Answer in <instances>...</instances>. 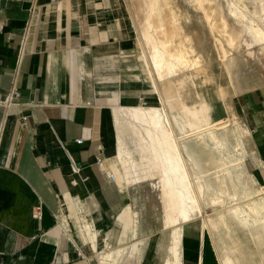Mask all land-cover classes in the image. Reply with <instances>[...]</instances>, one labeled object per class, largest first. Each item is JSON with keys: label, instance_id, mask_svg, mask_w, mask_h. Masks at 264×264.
Listing matches in <instances>:
<instances>
[{"label": "crops", "instance_id": "1", "mask_svg": "<svg viewBox=\"0 0 264 264\" xmlns=\"http://www.w3.org/2000/svg\"><path fill=\"white\" fill-rule=\"evenodd\" d=\"M126 13L138 33L124 0H0V95L13 86L21 91L19 105L0 107V264H101L107 253L116 254L107 260L115 264H224L234 247L243 253L241 264H264V233L228 213L230 230L221 225L213 231L205 215H198L182 224V237L174 242L156 179L128 183L114 170L113 165L120 168L111 162L118 153L115 107L141 104L137 86L127 82L140 83L138 74L147 71L138 44L141 69L127 72H135L136 79L117 78L111 84L106 76L135 44ZM220 66L231 94L208 90L199 77L197 102L184 104L212 101L215 117L230 119L237 131L242 113L250 130L247 137L237 132L244 159L234 168L242 171L234 184L248 192L264 189V86L255 91L250 83L239 84L229 59ZM189 144L195 150V143ZM201 149L195 151L206 174V150ZM143 186L158 196L159 221L150 218L153 204L146 205L147 217L141 220L131 190ZM37 205L41 218L33 216ZM214 213L217 225L219 210Z\"/></svg>", "mask_w": 264, "mask_h": 264}, {"label": "bare ground", "instance_id": "2", "mask_svg": "<svg viewBox=\"0 0 264 264\" xmlns=\"http://www.w3.org/2000/svg\"><path fill=\"white\" fill-rule=\"evenodd\" d=\"M134 1L138 44L142 48L140 56L146 65L143 67L147 70L148 86L160 96L158 84L169 81L173 91L170 88L167 95L168 108L166 98L162 96L164 101L161 105L141 103L115 107L119 129L118 153L111 162L120 164V168L113 165L114 170L128 183L157 180L154 182L162 192L166 226H174V242L182 237V224L198 215H205V224L213 231L221 225L230 230L228 213L245 227H254L264 233L263 187L255 186L248 192L246 188L235 185L232 177L231 167L237 168L244 159L236 126L230 119L215 117V106L211 100L210 103L202 100L204 102L194 106L184 104L188 99L197 102L200 94L195 90L192 92L191 87H195L199 77L206 84H211L212 77L203 65L190 33L181 23V14L170 0ZM195 1L205 11L223 60L231 57L227 47L244 45L249 56H255L257 45L264 49V26L260 23L264 24V0H255L260 5L259 11L251 10L246 0H228V14L240 24L236 29L229 26L228 16L218 10L221 8L219 0ZM212 16L221 19V29L215 21L212 23ZM222 35L226 36V42ZM190 142L195 143V150L200 146L216 154L217 171L213 177L216 185L212 184L208 173L202 174L197 152ZM107 166L111 165L107 162ZM222 170L231 177L233 190L229 188L227 179L219 174ZM107 172L112 173L110 170ZM238 175H242L241 170ZM252 197L258 199L250 200ZM209 208L219 210L217 225L209 214ZM252 236L259 234L252 232ZM240 252L239 248H232L225 254L223 263L241 264L243 253ZM115 256V253L102 255L101 264H115L112 262ZM108 258L112 261L108 262Z\"/></svg>", "mask_w": 264, "mask_h": 264}, {"label": "rangeland", "instance_id": "3", "mask_svg": "<svg viewBox=\"0 0 264 264\" xmlns=\"http://www.w3.org/2000/svg\"><path fill=\"white\" fill-rule=\"evenodd\" d=\"M124 1L127 3L130 14L134 18L135 17L134 13H136L135 12V1L134 0H124ZM219 1L221 4L220 6L221 8H219L218 10L220 11L222 10L225 13L226 17L227 16L229 17V18L227 17L229 26L235 29L239 28L240 24L237 21H235L232 17H230L228 14L229 13L228 12V9H229L228 0H219ZM246 1L251 10L259 11L260 5L257 3V1L255 0H246ZM170 2H172L175 5L177 11L179 12V14H181V23L182 25H184L185 31L190 33L191 39H193V43L198 48L199 50L198 53L201 55V59L203 60V65L207 68V72L209 73V75L217 77L219 80V83L215 84V83H212L213 82V79H212L211 84L208 83L205 85L206 88L208 90H213L215 88H219V90L222 89L225 91L223 92L224 96H227V94H231L233 90L228 85L225 72L223 68H221L220 66L221 61H225V60L222 59L221 52L218 49V46L216 43L214 32L211 30L210 23L205 16V11L203 10V8L199 6L197 1L195 0H170ZM207 6H209V4H207ZM209 11L212 12L213 9L209 8ZM216 17L217 18H214L213 16L211 17L212 23H214L215 21L216 25L221 29L222 22L219 21L221 19L218 16ZM126 18H127V21L130 22L131 42H135V44L130 43L132 44L130 45L131 47H129L124 52H122V55L120 57L121 61L117 63L115 66L112 65L111 67L112 69L110 70V72L106 73L107 77L110 76L111 84H113L117 78L122 82H124L126 78L136 79L135 72L138 71L140 67L142 66L139 60L140 49H139L138 43L136 42L138 39V33L133 23V19L129 18L127 13H126ZM260 23L264 26L262 22ZM218 27L216 29H218ZM219 31H217L218 34H220ZM221 37H223V39L225 40L224 37L226 36L222 35ZM227 48H228V52L231 55V57L228 58L229 61L231 62V67H232L231 69L233 70L235 76H237L239 84L250 83L255 86V88H253L255 91H258L257 90L258 88L256 87L258 86V84H261V86L263 87L264 86V49L261 48V46L257 45L255 47V56H249L247 55L248 49L244 45L241 47L235 46L232 48H229V47ZM238 50L241 52H238ZM245 58L249 60H246ZM130 69L134 70L135 72L131 74H127V72H129ZM141 73L142 74L139 73L138 75H139V79L142 80L141 81L142 83L140 82L135 85L134 82L128 81L127 87L137 86L140 93L142 91L144 92V94H145V91L146 93H148L146 95L148 98H146L145 96L141 97L140 93L138 92L134 93L135 95L140 96L139 100L141 103L146 102V104L159 105L158 99L154 97V95H157V93H155L154 90L150 88V86H148V82H147L148 74L144 71H142ZM145 80H147L145 83L147 85L143 83ZM158 85H159V90L161 93L160 98L162 96L163 99L165 98L168 99L167 97L168 92L171 90L170 88H173V87L169 86L170 84L167 85L166 82H160ZM205 86L203 87L205 88ZM193 90H194V87L192 86L191 91L193 92ZM150 97H154V98L152 99ZM157 97L159 98L158 95ZM162 98H161V101H164ZM123 102L126 103V101L124 100V97H123ZM135 103L138 104L137 102H134L131 104H135ZM167 103L168 101L166 100V104ZM167 108H168V104H167ZM242 117L243 115L241 113V116L238 118V121H239L238 131L242 133L243 137H247L248 132L246 131V129H249V128L245 125ZM246 147L248 150V142L246 144ZM250 154L251 153L248 152L247 157L250 156ZM206 156H207V164H208L206 174L208 173V178H211L213 180V177L217 171V169L214 168V164H215L214 157L216 156V154H214V152L210 151L208 148L206 150ZM231 170L233 172V175H232L233 178L236 175L238 176V171H239L238 169H233L231 167ZM219 174L222 177H225L227 179L229 188L232 190L233 187L230 183L231 177L227 176L223 172V170L220 171ZM131 192L135 194V197L137 200V206L140 209L139 213H140L141 220H145L147 217L146 216V205L153 204L154 205V210H153V215H152L153 217L150 216V218H152L154 221H159L160 219L159 199L156 193L152 190V188H150L149 186H143L141 188L132 189ZM209 214L211 216L215 214L212 208H209ZM235 225H238V224L235 223Z\"/></svg>", "mask_w": 264, "mask_h": 264}, {"label": "built area", "instance_id": "4", "mask_svg": "<svg viewBox=\"0 0 264 264\" xmlns=\"http://www.w3.org/2000/svg\"><path fill=\"white\" fill-rule=\"evenodd\" d=\"M4 31V25L2 23V21L0 20V34H2V32ZM24 55V49L22 48L19 52V57L22 58ZM21 97V91L18 87L13 86L12 88H10L6 95L1 96L0 95V107L4 108L5 110H8L14 106L19 105V99ZM24 119H26L27 117L24 116ZM79 142L81 140H78ZM109 178L112 181H116V178L114 176L113 173H109ZM42 206L41 205H37L35 206L34 210H33V216L35 218H41L42 217Z\"/></svg>", "mask_w": 264, "mask_h": 264}]
</instances>
